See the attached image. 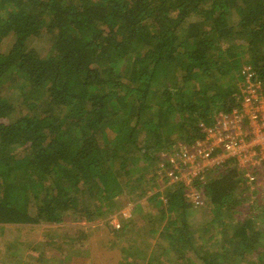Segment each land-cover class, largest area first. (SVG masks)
I'll list each match as a JSON object with an SVG mask.
<instances>
[{
    "label": "trees",
    "instance_id": "obj_1",
    "mask_svg": "<svg viewBox=\"0 0 264 264\" xmlns=\"http://www.w3.org/2000/svg\"><path fill=\"white\" fill-rule=\"evenodd\" d=\"M43 35L42 53L30 40ZM245 66L264 79V0H0V223L113 212L129 174L145 182L140 163L190 147L240 103ZM206 176L201 205L182 181L166 193L165 236L213 243L202 264H264L263 192L232 162ZM202 206L203 240L187 214Z\"/></svg>",
    "mask_w": 264,
    "mask_h": 264
},
{
    "label": "rangeland",
    "instance_id": "obj_2",
    "mask_svg": "<svg viewBox=\"0 0 264 264\" xmlns=\"http://www.w3.org/2000/svg\"><path fill=\"white\" fill-rule=\"evenodd\" d=\"M48 38L43 35L30 42L34 44L35 41L37 49L43 53L48 46ZM178 154L180 152L174 151L173 148L166 152L161 151L162 157L155 166L146 168L140 163L134 174L141 175L143 172L146 176L145 182L136 183L135 176L129 174L128 183L130 185L135 183L131 190L133 193L126 194L127 189L131 187H124L125 190L120 200L118 199V207L106 216L92 219L84 216L83 218L66 216L63 221L52 224L0 223V264H146L152 260L155 264H202L199 256L203 254L204 247H210L211 252L217 251L218 248L213 243L204 245L199 241L194 250L177 244L172 245L165 236V231L168 230L167 219L161 223L155 219L161 214V209L169 207L166 193L170 189L173 190L174 183L177 182L164 178V173L160 174V168H168L170 159ZM185 166L183 164L179 167L187 171ZM115 168L117 177L125 182L128 174L118 170V166ZM205 178L207 179V176ZM205 178L202 180L206 181ZM184 186L187 201L201 205L199 196L190 194L193 184ZM142 190H145L144 195L130 200L131 196L143 192ZM258 191H252L254 197H258ZM261 191L264 195V189ZM203 206L194 209L191 218L190 210L187 212L189 220L196 224V228L199 227L197 238L202 240L205 239L202 235L204 233L207 235L203 229L204 222L210 215L208 209ZM127 212L130 213V220L126 218L127 220L122 219L120 222L124 225L126 221V228L123 226L118 228L112 224L113 218L118 214L124 218V213ZM165 214L168 220L180 218L177 212L167 211ZM94 216L96 215L92 217ZM262 227L264 228V224ZM168 232L172 234L171 229ZM235 264H239V259L235 260Z\"/></svg>",
    "mask_w": 264,
    "mask_h": 264
},
{
    "label": "built area",
    "instance_id": "obj_3",
    "mask_svg": "<svg viewBox=\"0 0 264 264\" xmlns=\"http://www.w3.org/2000/svg\"><path fill=\"white\" fill-rule=\"evenodd\" d=\"M241 72L240 103L231 110L218 111L205 128L204 137L190 147H175L174 151L180 154L170 159L168 168H160V174L164 173L168 180L193 184L191 196H199L196 183L204 182L208 172L230 162L242 172L251 191L264 189V79L248 66ZM183 164L187 171L179 167ZM129 214L124 213V218H129ZM120 222L118 216L112 220L118 228Z\"/></svg>",
    "mask_w": 264,
    "mask_h": 264
}]
</instances>
